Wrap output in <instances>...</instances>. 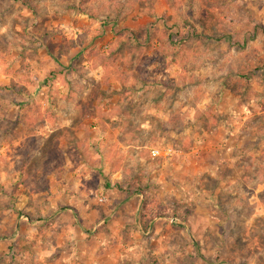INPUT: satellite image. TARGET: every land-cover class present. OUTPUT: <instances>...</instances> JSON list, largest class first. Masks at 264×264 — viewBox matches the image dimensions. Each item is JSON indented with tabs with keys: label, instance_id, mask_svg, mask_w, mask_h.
Here are the masks:
<instances>
[{
	"label": "rangeland",
	"instance_id": "obj_1",
	"mask_svg": "<svg viewBox=\"0 0 264 264\" xmlns=\"http://www.w3.org/2000/svg\"><path fill=\"white\" fill-rule=\"evenodd\" d=\"M0 264H264V0H0Z\"/></svg>",
	"mask_w": 264,
	"mask_h": 264
},
{
	"label": "built area",
	"instance_id": "obj_2",
	"mask_svg": "<svg viewBox=\"0 0 264 264\" xmlns=\"http://www.w3.org/2000/svg\"><path fill=\"white\" fill-rule=\"evenodd\" d=\"M152 153H153V155L155 156V155H158V154L160 153V151H159L158 149L154 148V149L152 150Z\"/></svg>",
	"mask_w": 264,
	"mask_h": 264
}]
</instances>
